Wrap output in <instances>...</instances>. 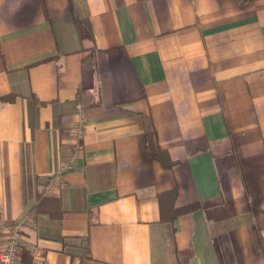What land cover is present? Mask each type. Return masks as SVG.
I'll list each match as a JSON object with an SVG mask.
<instances>
[{
    "label": "crops",
    "instance_id": "1",
    "mask_svg": "<svg viewBox=\"0 0 264 264\" xmlns=\"http://www.w3.org/2000/svg\"><path fill=\"white\" fill-rule=\"evenodd\" d=\"M15 234L36 264H264V0H0Z\"/></svg>",
    "mask_w": 264,
    "mask_h": 264
},
{
    "label": "trees",
    "instance_id": "2",
    "mask_svg": "<svg viewBox=\"0 0 264 264\" xmlns=\"http://www.w3.org/2000/svg\"><path fill=\"white\" fill-rule=\"evenodd\" d=\"M79 25L83 28V30H86L84 25ZM86 33H83V36H89L90 31H85ZM167 154L166 152H160L157 158L165 165L170 166V162L166 164L164 161ZM177 197V190H169L158 194V199L160 202V208H161V216L163 221H167L169 223L170 227H172L173 222L177 219V217L184 213L189 211L192 206L185 207V208H176L175 207V200ZM47 209V210H46ZM60 200L58 198H50L48 196L43 195L42 193L39 194L37 203L35 204L32 211H42L46 210L49 211L52 215H55L56 217H60ZM173 228V227H172ZM87 257H90V254L88 253L89 250H86ZM21 256L24 264H31L32 263V253L27 247H22L21 250ZM194 256V252L192 249L185 250V251H178L176 250V263L175 264H188V261Z\"/></svg>",
    "mask_w": 264,
    "mask_h": 264
},
{
    "label": "built area",
    "instance_id": "3",
    "mask_svg": "<svg viewBox=\"0 0 264 264\" xmlns=\"http://www.w3.org/2000/svg\"><path fill=\"white\" fill-rule=\"evenodd\" d=\"M79 137L82 138L85 135V129L81 127L78 131ZM79 149H83V146L79 145ZM26 220L29 221L27 218ZM21 247L18 234L11 237L7 247L0 251V264H24L21 256ZM32 264H36L35 262Z\"/></svg>",
    "mask_w": 264,
    "mask_h": 264
}]
</instances>
